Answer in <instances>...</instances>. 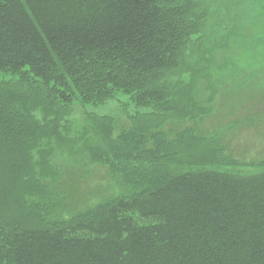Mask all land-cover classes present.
<instances>
[{
	"label": "trees",
	"instance_id": "obj_1",
	"mask_svg": "<svg viewBox=\"0 0 264 264\" xmlns=\"http://www.w3.org/2000/svg\"><path fill=\"white\" fill-rule=\"evenodd\" d=\"M243 1L0 0V264H264V159L218 168L221 128L199 123ZM113 88L152 111L70 135L74 106ZM55 150L105 162L120 194L64 211Z\"/></svg>",
	"mask_w": 264,
	"mask_h": 264
},
{
	"label": "rangeland",
	"instance_id": "obj_2",
	"mask_svg": "<svg viewBox=\"0 0 264 264\" xmlns=\"http://www.w3.org/2000/svg\"><path fill=\"white\" fill-rule=\"evenodd\" d=\"M232 11L225 20L232 26L230 45L218 52L213 65L215 79L221 84L212 106L215 109L199 123L206 132L221 128L219 138L230 159L218 168L247 173L255 169L257 161L264 159V0H244ZM0 78L15 77L4 72L0 73ZM203 86L199 81L195 93L198 100L205 102L208 93ZM131 97L129 91L113 88L103 102L75 105L67 117L71 121L70 135L76 127L91 128L92 116L112 118L119 132L126 125L129 127L127 116L152 111V108L136 107ZM53 163L65 174L61 186L64 181L68 188L76 184V196L65 198L69 204L64 211L75 213L74 210L79 211L102 196L110 198L120 194L119 185L105 162L93 163L55 150L49 161ZM64 217L68 218V213H64Z\"/></svg>",
	"mask_w": 264,
	"mask_h": 264
}]
</instances>
